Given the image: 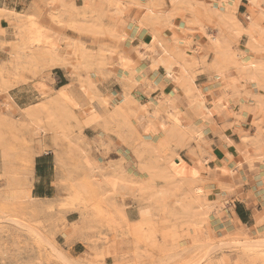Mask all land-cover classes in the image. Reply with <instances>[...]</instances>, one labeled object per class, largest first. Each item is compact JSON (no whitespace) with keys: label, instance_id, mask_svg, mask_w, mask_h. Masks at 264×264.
<instances>
[{"label":"rangeland","instance_id":"obj_1","mask_svg":"<svg viewBox=\"0 0 264 264\" xmlns=\"http://www.w3.org/2000/svg\"><path fill=\"white\" fill-rule=\"evenodd\" d=\"M41 1H44L43 7L49 10L50 17L53 10L60 8L59 5H49L51 0ZM62 1L73 5L67 9L66 14L61 16L62 23H57L51 17L54 25H38L47 30L53 43L58 46L60 55L66 61V65L62 67L70 82H73L70 84H77L79 87L92 91L94 98L99 102V107H106L108 110V116L93 118L91 115L84 119L74 120L75 115L72 114V118L70 111L74 109L66 107V110L52 117L47 111L23 112L29 119L28 123L22 125L12 119L5 125L3 124L4 126H0V147H11L21 146L28 135H33L35 142L38 143L41 135L35 132L33 124L40 123V126L47 130V133L49 132L48 134L56 138V152L58 145L62 147L61 155L56 153V157L61 162L62 174L65 177L61 182L64 186V195L51 207L45 208L35 202H26L13 193H20L25 188L23 181L29 178L30 163L20 153L6 155L10 159L7 167L8 181L15 182L11 185L13 196H8V201L4 204L5 214L1 215L0 219V238H2L0 263L105 264V259L112 257V264H184L186 261L193 264H264V223L261 222L262 218L264 221V191L259 189L257 193H252L250 185H246L249 198L253 200L255 206L254 224L257 229L253 228L248 231L236 226L229 218L228 210L225 209L232 202L228 195L236 189L237 182L247 178L254 181L260 175V178H264L262 164L264 147L257 152L255 147L245 144L241 139L242 136H251L256 131V122L260 117V105L256 102V97L260 96L261 91L255 88L253 83L244 80L237 82L234 87L227 88L228 76L221 77L217 73L218 69L212 66L215 57L214 49L218 47L232 53H244L251 60L264 59V18L258 14L252 17L258 23V29L253 33L256 47L248 46L245 40L236 42L228 36V43L219 44L220 46L207 39L206 34H209L207 32L216 29L219 23L220 27L225 29L221 18L222 10L218 5L201 6V3L211 4L212 1L209 0H196L197 7L194 11L182 5L175 6L174 24L181 26L173 25L162 30V38L167 40L168 45L173 42L181 47L184 28L187 27L190 30L191 41L195 36L199 47H205L202 51H195L194 56L190 54L191 52H186L185 57L188 62H190L189 56L198 57V59L206 57L203 60L193 59V63H190L194 65L197 61L204 62L203 65L193 66L192 73L202 93L205 94L203 87H209V90L205 94L206 101L200 103L187 97L186 106L182 108L175 102L173 94L177 93L178 88L182 89L180 84H175L178 85L176 90L170 93V96H166L157 88V85L146 80L145 83L153 85L151 89L154 91V99L151 97L150 99L160 103L161 107L164 106L166 99H170L171 104L168 107L170 111L180 118L187 132L193 136H199L201 145H207L209 148L212 145L216 148L222 142L228 144L227 138L224 137L225 134L238 142V153L232 160L231 166L226 163L219 166L221 171L223 168L226 170V172L223 171L225 174L209 179L200 178V171L194 170L192 167L195 165L187 160L196 162L198 163L196 166L200 165L204 168V165L213 157L212 152L205 162L202 150L185 135L174 136L167 133L158 143L146 140L134 124L133 119L136 116L128 118L135 132L124 127V114L130 116V111L137 114L139 110L136 102L134 104L122 102V94L121 100L118 98L110 103L111 98L96 94L95 89L101 80L117 79L121 76V80L125 78L131 82L134 77L137 80L139 78L136 69L142 60L136 63L129 59L131 67L122 71L120 75L116 69L118 63H113V58L123 55L120 38L110 31L113 23L111 15L114 8L113 1L103 0L101 13L94 8H89L85 0L76 1L78 6H82L79 8L75 6V0H57L56 3L62 5ZM239 1L229 0V8L231 13H235L236 17L243 20L244 15L237 16L236 12ZM128 22L126 19L120 31L126 33L124 29L128 26ZM137 32L142 36H147V40H141L137 50L141 51L142 47L148 50L146 48L148 45L154 47L156 43L151 42L150 30L143 28ZM17 35L23 38L20 43L22 44L25 39L24 35ZM244 35L247 39L250 38L249 33L243 30L241 38ZM207 40L211 43L210 49ZM79 44L87 49L88 57H92L93 61L99 56V52H106L107 59H110L112 63L105 66L104 74H102L105 77L95 71L87 73L84 68L77 66L74 59V48ZM29 66L22 62L14 63L11 58L8 63L2 64L0 66V94L6 97L8 86H12V89L20 82H27L25 73H30L33 78L40 75L33 74V69ZM112 67L115 72L109 73L113 70ZM160 93H162L161 97ZM178 97L184 100L181 92L178 93ZM99 100H105L107 104L102 105ZM207 106L212 107L214 116L206 114ZM118 110H121L122 114ZM148 119L155 124L159 122L151 115ZM201 120H204L203 123ZM93 124L107 134L117 137L120 143L127 145L133 152L139 171L146 173L150 178L140 190L141 194L152 193V196H146L141 199L143 202H138L141 206L147 207V211L138 223L126 224L122 221L123 219L112 217L105 212L109 203L104 199L110 195L105 192L106 175L101 176L102 168L97 165L96 161L90 160L86 152L88 144L82 138L83 129ZM167 126L171 127L170 122ZM209 127L216 135V139H211L210 142L205 139L204 131ZM233 134L235 137L232 136ZM123 135L127 138L122 137ZM160 137L161 134L158 135V138ZM247 155L253 156V160L247 161L251 160ZM120 156L115 155L123 161ZM85 167L90 170L86 171ZM155 182L162 183V185L156 187L153 185ZM162 188H169L172 191V195L166 201L159 196ZM153 199L163 204L157 205L159 207L154 209ZM169 202L171 203L167 204ZM200 206L204 207L205 216L199 212ZM71 212L79 213L82 218L83 231L91 235L85 238L84 242L91 246L102 245L104 247L101 252L94 250L93 259H68L57 243V237L60 234L57 227L66 225L65 216ZM9 219L16 220L17 223ZM215 222H218L222 228L217 229ZM227 222L233 224L232 228L226 227Z\"/></svg>","mask_w":264,"mask_h":264},{"label":"crops","instance_id":"obj_2","mask_svg":"<svg viewBox=\"0 0 264 264\" xmlns=\"http://www.w3.org/2000/svg\"><path fill=\"white\" fill-rule=\"evenodd\" d=\"M78 0H75V6H78L77 2ZM83 1V0H82ZM169 1V0H167ZM212 1L213 5H217L219 0H209ZM43 2L41 0H0V10L6 9L7 11H15L16 14H21L23 16L25 15H31L36 18L39 25H54V23L51 21V17L48 14L49 10L47 8L43 7ZM223 2V1H221ZM83 5V4H82ZM249 3L247 0H241L239 5L237 6V16H243V22L245 21L246 15H253L252 17L256 16L255 12L252 11V9L248 6ZM59 10V7L56 8V11ZM136 10H133L130 14L128 19V26L124 29L128 35V39L121 41L122 50L121 53L131 59L133 62L139 63L138 68L136 69V74L139 76L138 78V84L136 87V84L131 86V93L136 97V99L141 102L142 104H147L148 99L151 97L154 99V91H152L151 88H153V85H149L148 83H145L146 80L148 82H153V84L157 85V88L162 91V93L166 96H170V93H173L174 90L178 87V85H175L176 83H173L171 78L167 76V66L159 65L157 69L151 68V63L153 61H156L159 59L160 56H164L161 54L160 47L156 44L154 45L155 53L152 51H147L141 48V51L144 53L143 57H137L136 51L138 46L141 44V40H147V36H142L140 33L137 32L135 27L131 26V18L136 15ZM54 12V10L52 11ZM52 15V14H51ZM53 19V18H52ZM17 17L14 16L11 13H2L0 14V29L4 31V33H0V66L2 64L8 63V60L11 58V52L13 51V46L19 45L23 38H21L19 35L16 34L17 26L19 25L17 21ZM219 23V22H218ZM176 26H181L178 24H175ZM218 26H220V23L217 25V28L214 30H210L207 33L213 34L215 38L225 39V41L228 43V37H232L236 42H240L245 40L247 44V36L244 35L241 40L236 39L231 33L228 31H223V35H220L218 32ZM216 31V34H215ZM179 33V32H177ZM228 36V37H227ZM196 37L193 36L192 42L190 46L184 45L181 46V51L183 52H191L190 54H193L197 50L199 44H197L198 41H196ZM208 41V40H207ZM205 41V42H207ZM137 43V44H135ZM209 43V49L211 48V43ZM135 44V45H134ZM174 43H169L168 47L169 49H174ZM196 48V49H195ZM205 47H200V51L204 50ZM212 54V53H211ZM156 55V56H155ZM158 55V56H157ZM64 56V54H63ZM148 56V57H147ZM147 57V58H144ZM154 57V58H153ZM167 57V56H165ZM190 58L192 60H190ZM206 57H201L198 59V57H188V60L193 63V59L197 60H203ZM213 58V54H212ZM119 62V55L115 58H113V63L117 64ZM118 66V65H117ZM33 70V74L40 75L37 78H33V76L30 75V73H25V79L27 82L23 81L18 83L16 86H14L12 89L8 91V95L5 97L4 95L0 94V112L4 114L10 113V117L14 120L16 118H19L26 123L29 122V119L27 118V115L23 113L24 110L28 109L29 106H33L39 103V99L42 98V94L45 91H48L50 88L58 89L60 87H64L69 85L70 82L69 77L63 67H54L50 70V73L48 71H40L37 69H34L35 66H29ZM115 68V67H114ZM113 69V67H112ZM119 75L122 73L121 67L118 66L116 68ZM113 70H110L109 73L115 72ZM131 70V69H130ZM39 71V72H38ZM1 72V71H0ZM42 72V73H41ZM163 73V75H162ZM210 74V73H209ZM117 77V79H111V80H101L98 82V90L102 94V96L109 97L110 103L114 102V100H118L122 96V91L125 82H123L120 78ZM52 79V80H51ZM122 82L120 83L119 82ZM144 81V83H142ZM73 88L75 89V94L80 97L82 94V97L80 99L86 97V99L89 101H92L94 108L99 109V102L97 99H93V92L88 90L85 93L81 92V88L77 84H73ZM80 89V90H79ZM203 92L207 94V91L209 90V87H203ZM80 91V93H79ZM177 93H173L174 100L179 106L184 108L186 106L187 97L184 95V92L182 89L176 90ZM42 92V93H41ZM181 92V95L185 100H181L178 97V93ZM78 93V94H77ZM160 93V97L162 95ZM84 94V95H83ZM39 95V96H38ZM41 95V96H40ZM172 95V94H171ZM12 98V100H11ZM9 99V100H8ZM11 101V102H10ZM14 103H13V102ZM15 105V106H14ZM98 106V107H97ZM19 109V110H18ZM21 110V112H20ZM21 113V114H20ZM141 120L138 118L133 119L135 121V126L138 129L139 132L142 133L143 137L146 140H152L155 143H158L159 133L152 135V134H143L144 130L147 128V126L150 124V120L146 117H144L143 111L140 112ZM146 118V120H144ZM25 119V120H24ZM27 119V120H26ZM140 121V122H139ZM159 121H165V119H160ZM204 120H201V123H203ZM101 122H103L101 120ZM139 122V123H138ZM141 123V124H140ZM146 123V124H145ZM200 123V125H201ZM145 126V127H144ZM205 131V139L207 141H211V139H216V135H214V131L209 127V129H204ZM256 132V131H255ZM254 132V133H255ZM235 137V134L232 135ZM51 135L47 134L46 139L43 140L42 144L43 147L46 146V149L39 148V145L35 142V138L33 135L27 136L26 141L21 144V146H1L0 147V189L9 185L8 183V169L10 159L6 155L8 153H20L21 156H25V158L30 163V168L32 170L31 176H29L28 181L31 184L30 186V195L33 199H36L38 201L43 202H50V201H58L61 197H63V189L64 186L61 185L62 180L65 178L61 166V162L57 160L56 153L61 155L62 153V147L58 145V150L56 152V146L53 141L50 140ZM122 137L127 138V136L123 135ZM225 138L228 140H231L232 143L228 145L226 143H220V145L216 146L214 148L212 145H210V148L213 152V157H211L210 161L204 165V168L200 167V165L196 166L198 163L189 161L193 166L194 170L200 171V178H209L213 179L216 176H223L226 172V170L223 168V171H221L220 165H224L225 163L229 166H231L232 160L235 159V156L238 153V142H236L231 136H227V134L224 135ZM83 140L88 144V149L86 152L89 155L90 160L96 161L97 165H99L101 170V176H109L112 175L111 173H114V171L118 170L116 175H120V180L122 178L125 182H129L134 184L133 191L130 192L129 188L126 187L124 190L119 192L116 195H113L112 191L109 189V187L105 186V192L109 193L110 195L107 196L104 201L109 203V206L105 208V212L116 218L123 219L126 224L129 223H138L142 216L147 211L146 206H141L138 202L141 201V199L146 196H152V193L147 194H141V188L147 184L149 181V176L146 173H141L139 171V168L137 167V162L134 160L133 152L132 150L123 143H120L114 135H109L105 131L99 129L96 127V125H92L90 127H87L83 129L82 134ZM51 141V143H50ZM40 150V151H39ZM33 151H37V154L34 157L33 162L31 161V155ZM39 151V153H38ZM115 155H121L120 157L123 158V161L119 157H115ZM86 171L90 170L89 168L85 167ZM206 170H209L206 172ZM120 172V173H119ZM124 172V173H122ZM123 174V175H121ZM33 176V177H32ZM7 177V178H6ZM32 177V178H31ZM260 176L256 177L253 181L251 178L241 179L240 182H237L235 184L236 189L228 195L230 198L231 203L227 206L229 218L233 220V222L238 227L244 228V230H253L255 227L254 224V217H255V206L253 204V200L249 198L248 192L249 190L246 188L247 184L251 187L252 193H257L259 189L264 191V178H260ZM7 179V181H6ZM99 181L101 179L99 178ZM256 181V182H255ZM24 183V181H23ZM18 184V183H16ZM127 184V183H126ZM154 186H160L162 183L155 182L153 184ZM136 186V187H135ZM220 195L219 193L217 194ZM227 197V195H226ZM153 207L154 209H157L159 206L162 205L163 202L159 200L153 199ZM171 202L167 203L170 204ZM82 218L80 217L78 212H71L68 213L65 216L66 225L65 226H58L57 228L60 231V234L57 237V243L61 250L63 251V254L68 258L72 260H88L93 259L94 256V250L101 252L104 250V247L102 245H96L91 246L84 242L85 238L90 237L91 235L85 231H83V223ZM128 222V223H127ZM76 225V227H75ZM215 225L217 226V229H221L222 226L215 222ZM233 224L230 222L226 223V227L232 228ZM120 252V251H119ZM113 259L112 257H107L105 259V264H112ZM1 264V263H0Z\"/></svg>","mask_w":264,"mask_h":264},{"label":"bare ground","instance_id":"obj_3","mask_svg":"<svg viewBox=\"0 0 264 264\" xmlns=\"http://www.w3.org/2000/svg\"><path fill=\"white\" fill-rule=\"evenodd\" d=\"M114 4L112 14L113 23L111 25L110 31L114 36L120 38V40H125L128 38V35L120 31V27L126 22V19L130 16L133 10H136V15L131 18V26L135 27L137 31H140L143 28L150 30L152 34L151 42H155L161 49V54L164 56H160L159 59L153 61L151 63V68L157 69L159 65L167 66V76H169L173 83L180 84L181 88L184 91L186 97H189L192 101H198L200 103L206 101V96L202 91L199 89L196 83V79L193 76L192 70L193 66L199 64L201 61L195 62L193 65L192 63L188 62L185 57L186 52H182L181 48L178 44H174V49H169L167 40L162 38V30L165 27H172L174 24V11L175 6L182 5L187 7L189 10L194 11L197 7L196 0H109ZM223 1V2H221ZM249 3V7L255 14H258L261 18H264V0H247ZM57 0H51L49 5H59L60 8L58 11L52 12L51 17L57 23H62L61 16L67 13V9L72 7L73 5L67 4L66 1H62L61 4L56 3ZM241 2V0L239 1ZM87 6L91 9H96L97 12L101 13L103 11V0H85ZM213 3V2H212ZM209 5H213L210 3H201L202 7H208ZM220 9L222 10V21L225 26V29H222L218 26V32L223 34V31L227 30L231 33L236 39L240 40L242 31H246L249 33L247 45L250 47H256V41L253 37V33L258 29V23L255 22L251 15L245 16V21L243 22L238 17H236L235 13L230 12V4L229 0H219L217 4ZM218 7V8H219ZM217 8V7H216ZM217 8V9H218ZM15 12V11H14ZM13 11H7L6 9L0 10L1 13H11L17 17L19 25L17 26L16 34H23L24 35V42L19 45L13 46V51L11 52V59L14 63L22 62V64L35 66L34 69L40 71H48L54 67H62L66 65L65 59L62 58L60 55V51L58 46L53 43L51 35H48L47 30L41 28L38 25V22L34 16L31 15H21L16 14ZM245 15V14H244ZM200 22V20H197ZM49 31V30H48ZM0 33H4L2 29H0ZM50 34V33H49ZM215 36V35H214ZM213 34H206V38L213 42L215 45H224L225 39L215 38ZM191 34L189 28H184V37L181 39L182 46L190 45L191 44ZM155 44V45H156ZM219 45V46H220ZM148 49L147 51H152L155 53V48L148 45L146 46ZM200 47H198V52ZM252 50L254 48H251ZM197 51V50H196ZM215 57L213 59L212 66H215L218 75L221 77L226 78L228 76V83L227 88L234 87L237 82L244 80L246 82H251L254 84V87L258 88L261 91L260 96L256 97V102L260 105V117L258 118L259 121L256 122V132L251 136H242L241 139L245 144H249L252 147H255L257 152L264 147V59H249L245 56L244 53H232L229 50H224L221 47L215 48ZM87 49L82 45H76L74 48V55L76 64L80 68H84L86 72H97L104 74L105 66L111 65V60L107 59L106 52H99V56L93 61V58H89ZM145 53V52H144ZM144 53L140 50L136 51V54L140 57L143 56ZM92 56V55H91ZM145 56V55H144ZM156 56V55H155ZM158 56V55H157ZM167 56V57H165ZM148 57V56H147ZM144 57V58H147ZM109 58V57H108ZM154 58V57H153ZM117 63V62H116ZM131 62L129 58L125 57L124 55L119 56L118 66L121 67L122 71L125 69L130 68ZM107 69V68H106ZM39 72V71H38ZM108 72V71H107ZM42 73V72H41ZM40 74V73H38ZM105 77V75H102ZM108 76V74H107ZM106 76V77H107ZM110 77V76H109ZM52 80V79H51ZM123 82H125L123 87V98L122 102L126 104H134L135 102L139 106V110L137 114L135 112H129L130 116L127 114L125 115V123L124 127L130 129V131L135 132L130 124V120L128 119L131 116H136L139 120H141L140 112L143 111L144 117L148 118L151 115L154 119L160 120L165 119L164 121H159L158 123H153L150 121V124L144 130V134H152L155 135L157 133L161 134L159 140L163 139L165 134H171L174 136H188L190 140L194 141L198 147L202 150L204 154L203 160L207 162L208 156L211 154L212 150L207 145H201L199 136H193L190 132L186 131V128L180 122V118L175 116L170 109L168 108L171 104L170 99H166L164 102V106L161 107L160 103L148 99L147 104H142L139 102L136 97L131 93V85L138 83L136 77H134L133 81H128L125 78H122ZM90 83V82H89ZM12 86H8L6 88L7 93L11 89ZM90 89V88H89ZM80 90V89H79ZM88 89L82 87L81 92L85 93ZM96 94H101L98 88L96 87ZM42 93V92H41ZM75 89L73 88L72 84H69L64 87H60L58 89L50 88V91L43 92L42 99L39 103L33 106H29L28 109L24 110L23 112H37L43 111L49 114L50 117L53 115H57L60 111H64L67 108L72 107L74 110L71 111V116L74 120L84 119L91 115L93 118H104L108 116V110L105 108H94L92 101H88L86 97L80 99L82 94L77 96L75 94ZM80 93V91H79ZM53 94V95H52ZM78 94V93H77ZM8 95V94H7ZM84 95V94H83ZM39 96V95H38ZM185 97V98H186ZM184 98V100H185ZM95 99V98H94ZM9 100V99H8ZM12 100V98H11ZM102 105H106L107 101L99 100ZM11 102V101H10ZM13 102V101H12ZM14 103V102H13ZM206 104V103H205ZM163 105V104H162ZM15 106V105H14ZM98 107V106H97ZM65 108V109H64ZM19 110V109H18ZM207 115H213V109L211 106L206 107ZM21 112V110H20ZM120 114H122L121 110H118ZM21 114V113H20ZM118 114V113H117ZM146 118L144 120H146ZM9 120H12L10 117V113L4 114L0 112V126L3 124L5 125ZM25 120V119H24ZM27 120V119H26ZM17 123L19 124H26L25 121L16 118ZM140 122V121H139ZM138 122V123H139ZM170 122L171 127L167 126V123ZM141 124V123H140ZM146 124V123H145ZM3 125V126H4ZM255 125V123H254ZM9 126V125H8ZM34 130L36 133L41 135L39 142L40 150L46 149V146L43 147V140L47 137V130L43 129L40 126V123L33 124ZM145 127V126H144ZM50 135V134H49ZM50 140L53 141L52 143L55 144L56 138L51 135ZM50 141V143H51ZM227 141V140H226ZM229 144L232 143L231 140H228ZM44 143V142H43ZM228 145V144H227ZM248 147V146H247ZM39 150V151H40ZM259 150V151H258ZM38 151V153H39ZM213 153V152H212ZM37 151H33L31 155V161L33 162ZM248 156V155H247ZM249 159L247 161H252L253 156H248ZM247 159V158H246ZM254 162V161H253ZM264 166V160L262 161ZM118 172V170H116ZM116 171L111 173L112 175L105 176V182L109 189L114 193L118 194L126 187L129 188L130 192L133 191L134 184L120 180V175H116ZM31 168H29V176L32 174ZM120 173V172H119ZM124 173V172H122ZM123 175V174H121ZM24 177V176H23ZM33 177V176H32ZM31 177V178H32ZM25 179V178H24ZM15 181H8L9 185L0 189V219L1 215L4 213V204L8 201V196L19 195L20 198L26 202L31 201L35 202L38 205H42L45 208L51 207L53 205V201L50 202H43L33 199L30 193V186L28 179H25V188L20 193H13L11 185H13ZM127 183V184H126ZM13 193V194H12ZM172 195V191L169 188H162L159 191V196L162 197L163 200H167ZM199 212L201 215L205 216V209L203 206L199 207ZM259 219V217H258ZM261 219V218H260ZM13 223H17L16 220H11ZM262 223H264L262 218ZM258 224V223H257ZM257 229V226L254 227ZM2 238H0L1 242ZM248 242V240H246ZM6 258V257H5ZM6 260V259H5ZM1 261V259H0ZM7 263V262H5ZM193 264L189 261H186L184 264Z\"/></svg>","mask_w":264,"mask_h":264}]
</instances>
